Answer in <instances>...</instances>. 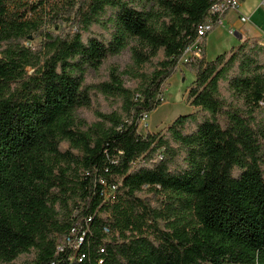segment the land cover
I'll list each match as a JSON object with an SVG mask.
<instances>
[{"label": "trees", "instance_id": "16d2710c", "mask_svg": "<svg viewBox=\"0 0 264 264\" xmlns=\"http://www.w3.org/2000/svg\"><path fill=\"white\" fill-rule=\"evenodd\" d=\"M219 1L0 0V264H264V47L207 61L201 38L200 112L139 130Z\"/></svg>", "mask_w": 264, "mask_h": 264}, {"label": "rangeland", "instance_id": "374dc122", "mask_svg": "<svg viewBox=\"0 0 264 264\" xmlns=\"http://www.w3.org/2000/svg\"><path fill=\"white\" fill-rule=\"evenodd\" d=\"M263 14V16L261 15ZM246 15V14H245ZM248 17V15H246ZM264 19V5H261L260 11L257 13L256 17ZM250 24L258 25L257 22L251 20ZM96 32H101L97 27H94ZM237 39L234 36L228 34L224 35L223 42H215L213 38L211 39L208 48V57H217L223 53L230 52L232 49L238 47ZM132 64L130 53L127 51L121 56L110 59L106 65L98 73L90 74L88 78L89 84H97L102 81L108 80V72L111 67H118L120 71H127L130 69ZM181 62L178 72L169 79L168 83L165 86V103L160 106L157 110L152 112L147 120H144L140 126V132L143 134L154 133V134H164L168 127L180 116L190 115L194 112H200L197 109L193 110L187 103L188 91L193 86V83L196 79L195 72L188 69ZM124 80L126 85L131 88H136L139 84V81L130 75H125ZM222 92L227 95V84L222 83L221 86ZM117 104L112 100H106L104 98H99L95 102L94 108L89 110H83L81 112V117L87 119L90 122L95 121L94 112L100 110L102 112H112L117 108ZM194 111V112H193ZM36 252L32 250L30 253L21 255L16 261L11 264H31L35 260Z\"/></svg>", "mask_w": 264, "mask_h": 264}, {"label": "crops", "instance_id": "0c3cea01", "mask_svg": "<svg viewBox=\"0 0 264 264\" xmlns=\"http://www.w3.org/2000/svg\"><path fill=\"white\" fill-rule=\"evenodd\" d=\"M264 0H240L239 11H230L221 26H218L213 32L209 34L205 45V58L207 61H213L215 57H208V48L211 39L215 42H223L224 35L228 34L234 36L238 44L245 40H253L259 44L264 42V19L257 16L261 9ZM248 15V17L246 15ZM263 16V14H261ZM240 16H245L250 19L249 22H242ZM257 22L258 25L250 24L251 20ZM237 44V45H238ZM195 108H193L194 110ZM198 110V109H197ZM194 112V111H193Z\"/></svg>", "mask_w": 264, "mask_h": 264}, {"label": "built area", "instance_id": "2783aa9c", "mask_svg": "<svg viewBox=\"0 0 264 264\" xmlns=\"http://www.w3.org/2000/svg\"><path fill=\"white\" fill-rule=\"evenodd\" d=\"M264 5V3H263ZM240 8V0H220L210 9L209 16L205 22L198 28L199 37L186 51L181 62H186L189 59H201L203 58V48L201 46V38L206 37L213 32L218 26H221L224 22L226 15L230 11L238 12ZM242 22H249L250 19L245 16H240ZM264 47V42L260 43ZM147 120V119H145ZM144 121V120H143ZM142 121V122H143ZM115 187H111L106 192V199L113 197ZM84 242L83 235L77 234L76 230H73L72 234L66 238V244L77 249ZM60 251L64 250V246L59 247ZM83 258V257H82ZM81 261V260H80Z\"/></svg>", "mask_w": 264, "mask_h": 264}]
</instances>
